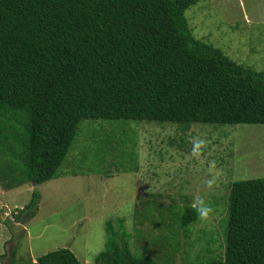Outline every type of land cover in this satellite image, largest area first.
Instances as JSON below:
<instances>
[{"label": "trees", "instance_id": "trees-1", "mask_svg": "<svg viewBox=\"0 0 264 264\" xmlns=\"http://www.w3.org/2000/svg\"><path fill=\"white\" fill-rule=\"evenodd\" d=\"M199 1L0 0V143L16 125L2 117L21 112L26 123L22 170L6 186L56 178L84 120L264 124V72L192 35L184 13ZM228 189L223 252L200 264H264V178ZM39 199L33 192L16 218L33 216ZM161 219L175 233L199 221L186 200ZM115 223L94 264H160L134 255L123 219ZM160 238L175 264L178 243ZM25 264L80 262L58 249Z\"/></svg>", "mask_w": 264, "mask_h": 264}, {"label": "rangeland", "instance_id": "rangeland-1", "mask_svg": "<svg viewBox=\"0 0 264 264\" xmlns=\"http://www.w3.org/2000/svg\"><path fill=\"white\" fill-rule=\"evenodd\" d=\"M184 16L196 39L264 72V0H200ZM2 119L16 125L0 143V264L13 256L15 264H25L58 249H69L80 264H94L104 249L106 222L116 228L119 218L134 255L147 252L172 264L162 259L171 249L160 244L166 234L178 243L175 264H200L223 252L230 184L264 178V124L84 120L56 178L9 189L22 170L26 123L21 112ZM193 138L203 141L195 154ZM35 191V214L16 218L14 209L25 207ZM197 196L214 209L207 220L178 233L162 223L169 208L192 204ZM186 252L188 259H181Z\"/></svg>", "mask_w": 264, "mask_h": 264}, {"label": "clouds", "instance_id": "clouds-1", "mask_svg": "<svg viewBox=\"0 0 264 264\" xmlns=\"http://www.w3.org/2000/svg\"><path fill=\"white\" fill-rule=\"evenodd\" d=\"M201 144H203L202 140L193 138L194 154L196 153V149H198ZM206 183L208 185H211L212 181H207ZM192 207L195 208L196 213L198 214V217L200 218L201 221L207 220L210 217V215L214 213V209L210 206V204L206 203L205 199L202 196H197L193 199ZM21 209L16 208L14 209V211L16 212L17 210H21Z\"/></svg>", "mask_w": 264, "mask_h": 264}, {"label": "crops", "instance_id": "crops-1", "mask_svg": "<svg viewBox=\"0 0 264 264\" xmlns=\"http://www.w3.org/2000/svg\"><path fill=\"white\" fill-rule=\"evenodd\" d=\"M0 217H1V219L3 220V221H5V219L3 218V213H1L0 212ZM5 242V241H4ZM4 242H3V244H4ZM4 255V254H3ZM1 256V255H0ZM34 261V260H33Z\"/></svg>", "mask_w": 264, "mask_h": 264}]
</instances>
